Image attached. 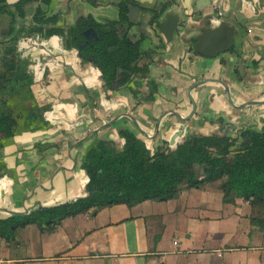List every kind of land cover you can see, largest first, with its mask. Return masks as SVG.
I'll return each instance as SVG.
<instances>
[{
  "label": "crops",
  "instance_id": "1",
  "mask_svg": "<svg viewBox=\"0 0 264 264\" xmlns=\"http://www.w3.org/2000/svg\"><path fill=\"white\" fill-rule=\"evenodd\" d=\"M18 1L6 0L0 32L6 24V35L11 28L19 35L35 27L30 35L40 48L32 51L29 84L5 97L10 118L8 133H0V219L11 210L85 196L88 175L81 163L87 148L99 140L121 150L120 129L130 130L151 154L174 150L193 134L222 136L232 127L228 141L237 142L242 130H264L259 0H211L198 13L192 6L187 16L183 1L174 0L188 28L218 21L234 26L233 48L216 56L195 54L177 36L168 43L132 26L127 36L151 51L149 78L156 90L149 102L126 87H106L99 69L63 44L61 33L79 15L117 19L120 0H33L21 12L14 7ZM141 10L149 19L150 12ZM232 154L225 156L231 163ZM192 169L202 178V166ZM0 264H264V206L224 197L219 181L182 183L166 200L114 203L56 225L17 227L9 238L0 236Z\"/></svg>",
  "mask_w": 264,
  "mask_h": 264
},
{
  "label": "trees",
  "instance_id": "2",
  "mask_svg": "<svg viewBox=\"0 0 264 264\" xmlns=\"http://www.w3.org/2000/svg\"><path fill=\"white\" fill-rule=\"evenodd\" d=\"M30 1L33 0H19L16 10L21 12V6ZM7 11L6 0H0V12ZM127 11L126 3H122L117 20L96 22L90 17L82 18L67 30L64 45L72 48L83 43L82 30L93 26L98 37L82 49L83 59L93 56L92 64L99 69L106 87L112 89L118 76L119 86L112 90L126 87L134 97L149 102L156 90L154 81L149 78L151 51L130 41L126 29L120 32V28L130 25ZM158 16L159 11L152 10L150 20ZM51 33L55 31H49L48 35ZM13 52V47L6 51L7 54ZM5 60V71L17 70L12 58L5 57ZM22 80L21 87L29 84L26 79ZM5 81L6 78L0 81V133H8L9 129L10 108L5 107L6 99L1 96L10 85ZM119 135L125 140L121 150L99 140L87 148L81 163L88 175L85 196L41 206L27 215L11 214L0 219V236L9 238L15 228L29 223L56 225L65 217L90 208L98 210L114 203L133 205L147 199L166 200L180 190L182 183L198 187L224 177L220 184L224 197H243L251 205L264 206V130H242L237 142H229L226 136L193 134L176 149L165 148L153 154L130 130L120 129ZM232 151L234 162L231 163L225 156ZM196 164L203 168L200 179L194 177L192 168Z\"/></svg>",
  "mask_w": 264,
  "mask_h": 264
},
{
  "label": "water",
  "instance_id": "3",
  "mask_svg": "<svg viewBox=\"0 0 264 264\" xmlns=\"http://www.w3.org/2000/svg\"><path fill=\"white\" fill-rule=\"evenodd\" d=\"M104 0H98L97 4H101ZM131 1V2H129ZM184 4V14L189 15L188 10L194 6V12H200L201 7L207 6L211 3V0H182ZM260 4L264 6V0H259ZM122 3H126L128 11L126 16L130 25H128V30L131 29L132 26H137L146 37L153 36L154 34H160L164 37L165 41L170 43L176 36L182 40V42L186 44H190L192 50L195 54H200L203 56H216L220 53L230 51L234 45V39L236 36V29L234 26L227 22H217L215 26H201V27H189L186 22L181 19L180 11H178L174 6V0H120L119 5ZM138 3V5L136 4ZM155 6V7H154ZM141 7L146 8L150 12L152 10H161L159 11V16L154 21L149 19L144 20L143 16L144 12L141 10ZM119 9V6H118ZM206 19L208 16H205ZM83 16L79 15L77 17V21L81 20ZM118 19V18H117ZM117 19H106L100 20V22H111ZM184 21V22H183ZM148 28V32H145V29ZM183 29V35L181 36L180 31ZM8 32V24L4 26V30L0 32V36H6ZM63 32L61 33V35ZM82 35L84 37V42L79 43L76 46L77 50L83 49L86 45L89 44L90 41L96 39L97 33L93 26H89L82 31ZM130 41L132 39L129 37ZM79 56H82V52H78ZM93 56H90L89 59H92ZM244 66V62L242 61L240 64V68ZM119 77L115 79L112 84V89H115L119 86ZM231 125L232 124H228ZM230 130L223 131L222 136L218 137H229ZM80 198V197H79ZM78 199V198H76ZM75 199V200H76ZM37 208H30L24 211H10L11 214L16 215H27L32 213Z\"/></svg>",
  "mask_w": 264,
  "mask_h": 264
},
{
  "label": "flooded vegetation",
  "instance_id": "4",
  "mask_svg": "<svg viewBox=\"0 0 264 264\" xmlns=\"http://www.w3.org/2000/svg\"><path fill=\"white\" fill-rule=\"evenodd\" d=\"M14 7H15V5H14ZM8 13H9V10L7 12H0V14H6V15ZM151 15H152V12H151ZM78 21H80V20H78ZM78 21H75L72 25H70L69 27H67L66 30L63 32V34H62L63 44H64L65 35L67 34V30L70 29L71 27H73L74 25H76V23ZM127 28L128 27L123 28V31L125 29L128 30ZM32 29L33 30L29 31V33H22V34H19V35H11V33L13 32V28H11V30L8 33V35L4 36V37H7V36L11 35V37H8L7 39H5L3 41L2 40L0 41L1 45L3 46V51L0 52V81H4V78H6V81L5 82L10 84L9 87H8V89H5L4 92H1V96L4 99H6L5 97L6 96H9L14 91H17L18 92L19 91L18 90V87L23 89V88H25L27 86L26 85V86L21 87V85L23 83V80L22 79L23 78L24 79H27L30 76V71H32V65H30V61H31L30 58L32 57V50H30V48H27V46H29L32 42L36 43L35 42L36 40H34L35 37L32 38L33 36L30 35V33H33L34 34L35 31L37 32V28L33 27ZM14 37H15V40H14ZM11 47H13V51H14L13 54L12 53L7 54L6 51L9 48H11ZM72 48L75 49L77 52H79V51L82 52V49L81 50H77L76 47H72ZM82 56H83V53H82ZM82 56H80V57H82ZM90 56H92V55H89L87 57V60H85V61H88L89 60L92 63V59L93 58L92 59H89ZM5 57L6 58H12L13 59V62L15 64L17 70L11 71V72L5 71V65H4V63L6 61L5 60ZM7 101L8 100H6V102H5V107H8Z\"/></svg>",
  "mask_w": 264,
  "mask_h": 264
},
{
  "label": "rangeland",
  "instance_id": "5",
  "mask_svg": "<svg viewBox=\"0 0 264 264\" xmlns=\"http://www.w3.org/2000/svg\"><path fill=\"white\" fill-rule=\"evenodd\" d=\"M37 45V46H36ZM37 47L38 49L37 50H32V51H38L39 50V48H40V46L38 45V44H36V43H34V42H32L31 44H30V49L32 48V47ZM225 179V177L224 178H222V179H219V180H217V181H219V183L221 184V182L223 181Z\"/></svg>",
  "mask_w": 264,
  "mask_h": 264
},
{
  "label": "bare ground",
  "instance_id": "6",
  "mask_svg": "<svg viewBox=\"0 0 264 264\" xmlns=\"http://www.w3.org/2000/svg\"><path fill=\"white\" fill-rule=\"evenodd\" d=\"M30 47V45L29 46H27V48H29ZM38 48L37 47H32L30 50H37Z\"/></svg>",
  "mask_w": 264,
  "mask_h": 264
}]
</instances>
